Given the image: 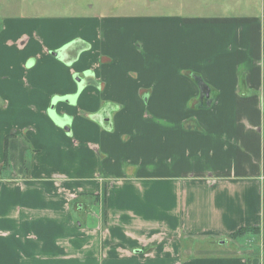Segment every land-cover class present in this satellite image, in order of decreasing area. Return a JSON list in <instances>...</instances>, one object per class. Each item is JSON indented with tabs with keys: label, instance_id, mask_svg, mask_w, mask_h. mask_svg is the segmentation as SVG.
Masks as SVG:
<instances>
[{
	"label": "crops",
	"instance_id": "1",
	"mask_svg": "<svg viewBox=\"0 0 264 264\" xmlns=\"http://www.w3.org/2000/svg\"><path fill=\"white\" fill-rule=\"evenodd\" d=\"M258 13L0 17V264H264Z\"/></svg>",
	"mask_w": 264,
	"mask_h": 264
},
{
	"label": "rangeland",
	"instance_id": "2",
	"mask_svg": "<svg viewBox=\"0 0 264 264\" xmlns=\"http://www.w3.org/2000/svg\"><path fill=\"white\" fill-rule=\"evenodd\" d=\"M228 5L230 8H225ZM223 7L222 9H219ZM214 9V10H213ZM219 11H218V10ZM264 21V0H0V17L47 16H170L249 15ZM242 229V230H241ZM235 236L240 245L258 244V228L245 226ZM242 239L239 240V237ZM240 237V238H241ZM255 251L248 253L250 259Z\"/></svg>",
	"mask_w": 264,
	"mask_h": 264
},
{
	"label": "trees",
	"instance_id": "3",
	"mask_svg": "<svg viewBox=\"0 0 264 264\" xmlns=\"http://www.w3.org/2000/svg\"><path fill=\"white\" fill-rule=\"evenodd\" d=\"M241 228H242V227H241ZM241 228H239V229L236 230L234 233H232L231 237H232V238H238V236H235V235H236L235 233H236L237 231H239ZM241 230H242V229H241ZM257 233H259V230H258ZM240 237H241V236H240Z\"/></svg>",
	"mask_w": 264,
	"mask_h": 264
}]
</instances>
